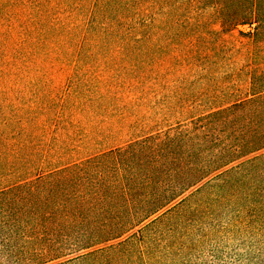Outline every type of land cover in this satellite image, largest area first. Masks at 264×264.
I'll list each match as a JSON object with an SVG mask.
<instances>
[{"label": "trees", "instance_id": "1", "mask_svg": "<svg viewBox=\"0 0 264 264\" xmlns=\"http://www.w3.org/2000/svg\"><path fill=\"white\" fill-rule=\"evenodd\" d=\"M0 264H264V0H0Z\"/></svg>", "mask_w": 264, "mask_h": 264}, {"label": "rangeland", "instance_id": "2", "mask_svg": "<svg viewBox=\"0 0 264 264\" xmlns=\"http://www.w3.org/2000/svg\"><path fill=\"white\" fill-rule=\"evenodd\" d=\"M241 29L242 30H249V27L248 26H241Z\"/></svg>", "mask_w": 264, "mask_h": 264}]
</instances>
